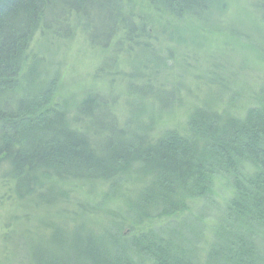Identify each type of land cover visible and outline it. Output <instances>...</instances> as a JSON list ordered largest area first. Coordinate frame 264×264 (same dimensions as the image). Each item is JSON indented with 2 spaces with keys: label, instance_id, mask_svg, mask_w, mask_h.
Masks as SVG:
<instances>
[{
  "label": "trees",
  "instance_id": "obj_1",
  "mask_svg": "<svg viewBox=\"0 0 264 264\" xmlns=\"http://www.w3.org/2000/svg\"><path fill=\"white\" fill-rule=\"evenodd\" d=\"M145 5L179 20L202 21L223 3L0 0V165L9 163L18 198L41 202L55 183L69 181L119 187L133 177L144 184L129 204L125 224L115 223L100 234L79 228L67 238L54 233L48 244L53 245L51 254L39 255L32 248L29 264H136L134 258L148 264H196L200 234L186 221L162 227L161 234L137 227L154 217L170 221L185 214L190 203L211 198L220 179L230 181L232 194L207 264H264L258 248L264 238V90L243 113L196 108L184 134L171 131L155 141L146 133L118 127L112 96L88 94L73 121L62 104H54L57 79L48 77L32 52L36 34L64 39L80 28L95 48L118 53L128 47L131 53L149 34ZM133 87L130 92L140 101L152 98L168 107L174 98L161 90L169 95L165 104L152 87Z\"/></svg>",
  "mask_w": 264,
  "mask_h": 264
},
{
  "label": "rangeland",
  "instance_id": "obj_2",
  "mask_svg": "<svg viewBox=\"0 0 264 264\" xmlns=\"http://www.w3.org/2000/svg\"><path fill=\"white\" fill-rule=\"evenodd\" d=\"M221 1L223 6L202 21L179 20L145 5L149 34L131 53L128 47L118 53L113 48H95L80 28L64 39L38 32L31 49L48 77L57 79L54 104H62L73 121L88 94L112 96L117 100L113 114L118 127L146 133L150 141L171 131L184 134L188 117L199 107L208 105L220 112L232 108L243 113L264 90V0ZM133 85L137 89L152 87L153 93L165 97V104L169 95L161 90L174 98L168 107L152 98L140 101L130 92ZM228 183L227 179L218 180L215 194L190 203L185 214L170 221L154 217L138 230L161 234L162 227L186 221L200 234L195 263L207 264L208 251L232 194ZM55 184V190L46 193L41 202L40 198L21 200L9 163L0 165V264H29L32 248L39 255L51 254L53 245L48 244L54 233L67 238L79 228L100 234L126 221L129 204L144 185L133 177H126L119 187L99 182ZM45 201L54 204L46 206ZM128 231L129 227L125 228V233ZM258 248L264 256L263 235Z\"/></svg>",
  "mask_w": 264,
  "mask_h": 264
}]
</instances>
